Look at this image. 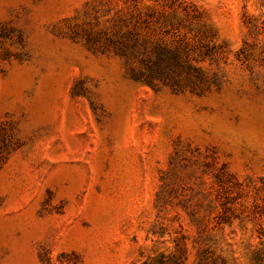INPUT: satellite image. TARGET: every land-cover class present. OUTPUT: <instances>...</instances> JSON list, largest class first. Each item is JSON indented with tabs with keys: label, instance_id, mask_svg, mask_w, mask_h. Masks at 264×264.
<instances>
[{
	"label": "rangeland",
	"instance_id": "obj_1",
	"mask_svg": "<svg viewBox=\"0 0 264 264\" xmlns=\"http://www.w3.org/2000/svg\"><path fill=\"white\" fill-rule=\"evenodd\" d=\"M0 264H264V0H0Z\"/></svg>",
	"mask_w": 264,
	"mask_h": 264
}]
</instances>
